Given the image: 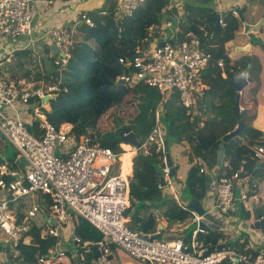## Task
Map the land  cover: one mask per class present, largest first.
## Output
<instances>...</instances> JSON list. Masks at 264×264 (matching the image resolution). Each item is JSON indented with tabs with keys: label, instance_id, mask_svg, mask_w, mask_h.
Returning <instances> with one entry per match:
<instances>
[{
	"label": "built area",
	"instance_id": "2783aa9c",
	"mask_svg": "<svg viewBox=\"0 0 264 264\" xmlns=\"http://www.w3.org/2000/svg\"><path fill=\"white\" fill-rule=\"evenodd\" d=\"M42 1L44 0H0V44L7 39L32 33V10L35 4ZM139 1L115 0L114 14H130ZM80 18L91 24L84 14ZM217 20L221 23L220 18ZM161 29L157 30L160 41L153 43L150 48H138L129 58H117L126 71L115 78L128 85L140 81L144 85L155 87L160 94L158 103L175 93L179 104L186 112L191 113L189 109L195 108L205 87L200 74L211 58L210 48L215 45L213 35L200 24L188 29L182 38L174 33L167 35ZM147 35L153 38L150 27ZM49 40L57 48V57L53 63L57 71H61L67 65L72 31L68 27L52 28ZM159 42H162L161 45H158ZM216 63L221 66L222 60L217 58ZM56 89L54 83L44 81L38 85H34L33 81L16 86L14 81L0 76V134L14 147L22 160L19 165L9 166L0 157V248L2 252L5 251L1 264H14L9 260L18 254L19 244H36L31 241L30 226L34 224L29 218L37 214L38 207L32 204L18 220L14 210L10 211L8 206L9 201L27 196H35L40 202H45L42 196H47L48 213L42 218L45 221V232L39 233V238L43 235L55 237V241L44 252L35 255L36 264H58L64 259L65 249L59 240V229L67 222V228L72 233L73 216L85 219L99 233L97 239L90 242L92 247H89L95 254L88 264H110L109 255L113 247L121 248L143 264H264V233L259 242L251 245L252 254L245 255L220 248L204 253L195 238L196 232L201 231L197 226L188 240H184V235L161 237V231L158 238H152L151 234L154 232L144 233L130 229L124 216L128 176L121 171L120 157L125 152L132 153L133 156L138 151L142 154L151 150L160 151L163 153L161 174L166 177L163 180L170 184L163 151L165 126L160 120L161 112L156 108L158 103L152 111V125L143 141L138 146L128 143L123 148L120 145V150L114 152L99 141L93 129L87 128L77 140L68 133L69 128L64 124L56 127L44 117L40 106L46 101H42V98L54 95L52 91ZM34 97L40 98V102L34 107L31 118L24 120L5 112L17 103L26 104ZM33 120H37V124L31 126ZM31 127L35 130L31 131ZM252 157L261 161L264 146H255ZM116 161L117 170L113 172L111 164ZM198 170L202 171V167ZM237 175V172H233L228 176L218 175L215 178L213 199L214 207L219 213L232 211L236 206L234 182ZM159 186L158 183L157 187ZM173 197L180 208L186 209L176 193ZM247 197L242 192L238 200L244 205ZM251 197L253 202L257 201L256 195ZM189 218L196 225L201 219L191 210ZM48 220H52V224ZM72 241L78 244L80 239L73 234ZM82 244L89 243L84 241Z\"/></svg>",
	"mask_w": 264,
	"mask_h": 264
},
{
	"label": "trees",
	"instance_id": "16d2710c",
	"mask_svg": "<svg viewBox=\"0 0 264 264\" xmlns=\"http://www.w3.org/2000/svg\"><path fill=\"white\" fill-rule=\"evenodd\" d=\"M114 2V0H110ZM166 0H142V2L130 14L115 16L113 8H107L105 12L89 13L91 24L81 22L77 24L72 41L68 47L67 65L56 71L50 59L40 64L36 72L31 74L30 68H25L18 77H30L32 81L44 79L49 83L53 80L57 89L52 97L46 100V105L40 106L41 113L54 126L61 123L70 125L68 133L75 139H79L87 128L94 130L99 141L107 145L112 151L120 150L119 143L122 140V127H127L142 142L152 125L153 109L160 99V94L155 87L144 85L137 81L133 84L121 83L116 80V75L126 71L117 58H129L136 47H143L148 40L146 28L150 24L159 22V11ZM203 8H197V12ZM211 15L214 12L210 13ZM216 16V14H215ZM222 21L224 34L221 39L230 38L236 28V18L226 12ZM191 24V23H190ZM215 33H218L215 31ZM215 45L210 48L211 59L206 67L201 70L200 80L206 85L205 96L202 104L205 111H211V115L204 118L199 124L197 117H191L177 101L175 93L170 94L163 102V112L160 120L165 125V139L169 142L179 143L186 141L189 145L187 158L198 157L205 166L210 167L217 163L219 175L228 176L235 172L239 165L245 172L253 176H263L264 166H256L258 163L252 157V147L264 146L262 131L246 126L240 129L237 135L221 141V137L234 128L236 120L230 110L235 98V86L232 83L240 78L241 70L247 64V56L240 54L228 63L224 49L218 43L215 36ZM31 50L16 51L15 62L5 69L0 68L1 73L7 72L8 78L14 76L17 65L24 62H32ZM21 56L24 58L21 59ZM217 58L222 59V72L220 66L215 63ZM15 65V67H13ZM10 78V79H11ZM36 105L40 98H35ZM120 121L121 125H117ZM37 124V120H34ZM218 149L222 151V157L227 166H221L217 157ZM163 153L151 150L147 154L137 152L132 157L131 174L128 177L127 203L132 208V213L127 215L126 225L137 231L151 232L154 229L155 220L150 216L149 208L154 207L165 218L174 221H184L188 217V210L180 208L171 199L162 196L157 187L158 175L161 173ZM121 171L126 173L125 158L122 155ZM243 160V161H242ZM241 163V164H240ZM11 166V164H9ZM199 164H191L184 178V190L190 196L199 199L202 195V176L198 171ZM239 174H242L241 172ZM129 199V202H128ZM137 205L133 206V203ZM47 201L39 204L40 212L47 214ZM24 204L21 202H9V208L14 210L18 220L23 215ZM253 214L259 218L254 224H258L259 230L264 233V202L253 206ZM249 212L238 205L237 214L242 218H248ZM73 231L80 242L87 239L95 240L99 233L91 224L83 218L73 216ZM44 222L30 226V235L37 242L36 246L19 244L18 254L11 260L14 264H36L35 254L44 252L48 245L54 242L53 237H38V232L43 231ZM189 237L184 236V240ZM220 233L208 229L197 232L196 239L201 242L204 253L218 249ZM244 243H233L227 247L223 242L220 249L235 251L242 254H252L249 247L243 249ZM80 247V245L78 246ZM83 252L82 264L95 253L92 250L79 249ZM10 256V254H8ZM224 261L228 262L227 259Z\"/></svg>",
	"mask_w": 264,
	"mask_h": 264
},
{
	"label": "crops",
	"instance_id": "0c3cea01",
	"mask_svg": "<svg viewBox=\"0 0 264 264\" xmlns=\"http://www.w3.org/2000/svg\"><path fill=\"white\" fill-rule=\"evenodd\" d=\"M141 2L142 0L138 2L137 6H139ZM261 5L264 6V1L262 0H166V2L164 3V5L161 7L159 11L160 13L159 22L157 24H150L146 28L145 38H147L148 43L145 46L141 45L143 47H139V46L136 47L134 51H136V49L138 48H146V49L150 48L153 45V43L160 41V36L158 35L157 30L161 29V27H162L161 30L167 35L174 33L175 36L178 35L180 38H182L183 36H185V33L187 32L188 29H190L194 25L200 24V25H203L207 30L211 32L214 40H215V36L218 37V43H220L221 47L224 49V52L228 58V63H230L233 60V58H236L240 54L246 55L248 58L249 49L247 51L237 49L238 47L242 45L248 44V42L246 43L243 42L242 44L237 45V46L230 45L229 46L230 50L229 52H227V48L225 46V43L227 42L225 40L227 39H223V38L221 39V36H220L221 34H224V28H225L224 23L222 21V17L226 12H229L236 18L237 25L233 31L235 35H244V36H246L247 34L255 35L253 33L254 30H250L247 33H243L242 23L248 21L247 19H245L246 17L254 16L258 12L259 14H261V16L259 18H256V21L259 20L262 17V14L264 12V10L263 12H261L262 9L259 10ZM110 7L112 8L114 7V2H111L110 0H50L49 4H47L44 0L40 3L35 4L32 10L33 12L32 14L33 16L32 17V33L28 36H21V37L14 38V39H7L6 41L0 44V46H3L1 51H4L3 53H0V68H2L3 65H5V67L2 69H5L7 66H12L13 62H15L14 53L16 51H22V50L27 49V50H31L30 54L32 56L31 60L33 63L31 64L29 62H26V63L24 62L22 65H17L19 66L17 68L20 72L25 70V68L28 67L27 65H32L34 67V72H36V70L39 69L40 64L42 63V60L45 61L46 58L50 59L53 67L57 71V68L53 63V60L57 57V48L55 47L56 52H54L52 48L53 43H51L49 40V31L52 28L68 27L71 29L72 36H73L75 33V28L77 24L84 22L80 18V15L84 14L85 16L88 17L89 15L87 14L89 13L105 12L106 9ZM197 8H203V10H199L197 12ZM247 9L250 10L249 13H247L246 16H243L244 12L247 11ZM211 12H214V14L211 15L210 14ZM218 18L221 19V23H218V20H217ZM263 20H264V16L262 17L260 25L255 30L260 28L261 24L263 23ZM149 27L151 28V31L153 32V38L147 35V32L149 31ZM215 31H217L218 33H215ZM23 45H26V46L22 48L21 46ZM14 48H17V49H14ZM11 50L12 52H8ZM23 58L24 57L21 56V59ZM8 61L9 62L11 61V62L8 63ZM248 62L249 61L247 59V64L241 70V74H240V78H241L243 76L242 72L245 70V74H244L245 84L242 86L241 90L238 92L239 94L238 106H239L240 120L243 123V125L253 126L261 130L262 137L264 139V97H263L264 82L261 83L260 81L256 80V76L253 73L250 74L251 66L248 65ZM13 67H15V65ZM3 72L1 74L5 76L6 73L3 74ZM221 74L223 75V72H221ZM15 75L16 74L14 73V76ZM19 75H17V77H12V78L10 77L11 79L9 78L10 80L14 81V84L16 86L21 84L22 82H33L30 79V77H28V75L18 77ZM7 76L8 75H6L5 77ZM43 81L44 79H41L39 81H34V85H38L40 82H43ZM49 83H53V80H49ZM206 88L207 87L205 85L202 91V94L197 101V105L195 106V108L191 107L189 109L191 111V113H189L190 116L197 117L200 120L199 124H201L204 118L212 114L211 111H205L206 108H204V106L202 105L204 104L202 102V99L205 96ZM234 92L236 95V90H234ZM163 102L158 103L157 106L155 105L157 110L161 112V114L164 110ZM35 106H36V102H35V97H34V98H30V100L26 104L17 103L12 109L7 110L5 112L9 116H16V117L26 120V119L31 118V113ZM61 124H64L66 128L70 127L68 123H61ZM33 125H34V120L31 126ZM30 130L34 131L35 129L33 130V128L31 127ZM180 144L183 147L181 156H178V152L176 150L174 143H171L169 147L167 145V151L169 153V157L174 167V171L172 175H169L170 179H172V181H170V184L164 181V184L158 187L160 189L161 195L171 199L175 203L176 201L173 200L174 198L173 194L176 193L178 195L180 202L182 203L184 208H186L188 200L193 197H190L185 192L184 179H182L181 173H178L177 167H179L180 164L187 163V167L183 175L184 176L183 178H185V174L187 172L188 167L192 163L199 164V166L202 167V171H199V170L198 171L199 173L203 174L202 179H201L202 187L200 188V190L202 189V195L197 200L200 203L203 209V212L207 213L205 222L208 225V229L215 230L218 233H220V238L218 239L219 244H223V242L226 244L227 241H230L229 245L226 244L227 247H230L231 246L230 244H233V243H235L236 245L240 243H244L245 245L243 246V249H245L246 247L250 248L253 243L259 242L260 236L262 235L263 232L259 230L258 224L256 225L254 224L255 221L259 220V218H257L256 215L252 213L253 212L252 209L254 205H257L260 202H264V199L262 197V193H263L262 185L260 186V184L264 182V175L260 177H257L256 175L253 176L252 174H248L247 172H245L243 167L239 165V168L235 171L238 173V175L234 182V194H235V197L237 198L236 206L232 211H229L227 213H219L214 207V199H213L214 187H215L214 181H215V178L219 175L218 174L219 165L215 163L214 165L207 167L205 166L202 160L201 161L199 160L198 157H192V159L189 160L187 158V153L189 152L188 143L186 141H181ZM120 145L123 148L128 146L127 143H123V142H121ZM7 147H10L12 149V152H9L8 155L7 153H5L6 151L5 149ZM222 154L223 153L221 149H218L217 157L222 158L221 160H219V162L221 166L226 167L227 162L226 160L223 159ZM133 156H132V153H130L128 156L129 157L128 158L129 167H128V170L126 171V175L128 177L131 174V164H132L131 157ZM172 156L176 162L175 165L172 161ZM0 157L3 158V160L8 165L11 164V166H16L22 163V160L18 157L17 152H15L14 147L1 134H0ZM259 162H263V165L262 166L256 165V166L263 167L264 157L262 158L261 161H258V163ZM240 172L242 174H239ZM175 176H178L179 178L178 183L181 186V192H179L180 188L175 183V180H174ZM163 178H166V177L163 176ZM242 192H244L248 196L247 202L244 205L241 204L238 200V197ZM253 194L256 195L257 197L256 202H253L252 200L251 195ZM42 197L47 201L46 199L47 196H42ZM20 201L24 203V206H25L23 209V214L25 213V210L29 208L32 204H35L38 207V210L36 212L37 214L34 217L29 218L30 222H32L34 225H38L39 222L41 221L43 222L42 218L45 214L40 212L39 204L41 205L42 203L44 204L45 202H40L38 199L36 200L35 196L34 197L27 196L25 198L20 199ZM13 202L15 203L16 201H13ZM47 205H48V201H47ZM238 205H241L244 210H247L249 212L248 218H242L238 216L237 214ZM8 206H9V203H8ZM149 209L152 210L150 216L155 220L154 229L152 231L155 232L159 229L161 231V237L164 236L165 238H169L168 234H171L172 232L176 233V235H184L186 237H189L193 229H195L197 226L195 224L190 229V231L185 234V230L187 229L186 227H188L189 224L191 226V224L193 223V222H190V218H189L190 211L188 212L189 216L186 217L184 221H174V220H169L165 218L164 215L160 212V210L154 207H150ZM9 210L11 211L12 209L10 208ZM125 218L127 219V215H125ZM71 221L73 223L72 219ZM181 223L183 225L182 228L178 225ZM181 229L184 230V232H181ZM206 230H202L199 232H204ZM69 233L73 235L74 231L72 230V233L69 231ZM63 235H62L63 239H59L61 242V245L62 243H65L66 241H68V236L66 234H63ZM86 241L91 242L92 239L91 240L87 239ZM197 242L202 247L201 242L198 240ZM79 243H80V247L75 248L73 251V255L76 256V258H68L66 255V249H65V257L59 264H76L78 261H80V264H82L84 255L82 251L79 252V249L82 248L83 250H85L87 246H91V243L86 246L83 245L82 242H79ZM117 251H121L127 254L129 257H131L128 253H126L121 248H115L112 250V254L109 255L110 264L114 256H116V258L118 257ZM4 254H5V251L3 250L2 252V250H0V264L2 262L1 258L5 256ZM117 264H119L118 261H117Z\"/></svg>",
	"mask_w": 264,
	"mask_h": 264
},
{
	"label": "rangeland",
	"instance_id": "374dc122",
	"mask_svg": "<svg viewBox=\"0 0 264 264\" xmlns=\"http://www.w3.org/2000/svg\"><path fill=\"white\" fill-rule=\"evenodd\" d=\"M263 1V0H262ZM47 4H49V2H47V1H45ZM262 9V11L261 12H263V10H264V6L263 5H261V7H260V9L259 10H261ZM246 10V9H245ZM249 9H247V11H245L244 12V14H243V16H246V14L247 13H249ZM261 16V14H259V12L256 14V15H254V16H248V17H246L245 19H247L248 21H246V22H248V23H250V24H253V23H255L256 22V18H259ZM253 33L255 34V35H253V34H247L246 36H244V35H235L234 33L230 36V38H227V40H225V41H227L226 43H225V46H226V48H227V52H229V50H230V48H229V46L230 45H235V46H237V45H240V44H242L243 42H248V46H249V50H248V53H249V55H248V65L249 66H251L250 67V74L251 73H253L255 76H256V80H258V81H260L261 83H263L264 82V52L262 51V49H261V47H260V40H263V38H264V20H263V23L261 24V26H260V28H258L257 30H254L253 31ZM224 41V42H225ZM223 42V43H224ZM244 43V44H245ZM246 45V44H245ZM2 47L3 46H0V53H3L4 51H1V49H2ZM8 54V53H7ZM4 55H6V54H4ZM1 59H2V57H1ZM11 62V61H10ZM9 61H8V63H10ZM28 66V68H30V70L29 71H31V74H33L34 73V67L32 66V65H27ZM5 67V65H3V67L2 68H4ZM6 73V75H8V73L7 72H3V74H5ZM14 73L16 74V76L17 75H19L21 72L18 70V68L17 69H15V71H14ZM44 105H46V103L44 102ZM165 105V104H164ZM33 106V105H32ZM165 126V125H164ZM172 142H169V145L171 144ZM181 142H179V143H174L175 144V147H176V150H177V152H178V156H181L182 155V151H183V147H182V145L180 144ZM255 146H253L252 148H254ZM6 151H5V153H7V155H8V153L9 152H12V149L10 148V147H7L6 149H5ZM98 161V160H97ZM172 161H173V163H174V165L176 164V162H175V160L173 159V156H172ZM116 163H117V161L115 162V163H113V164H111V171H116L117 170V167H116ZM186 167H187V163H183V164H180L179 165V167H177V169H178V173H181V177H182V179H184L183 177V175H184V172H185V169H186ZM174 180H175V183L179 186V188H180V190H179V192H181V186L179 185V183H178V181H179V178H178V176H175V178H174ZM170 181H172V179H170ZM262 185V190H263V193H262V197H263V199H264V182H262V184H260V186ZM166 192V191H165ZM22 199V198H21ZM16 202H21L20 201V199L19 200H17ZM128 202H129V199H128ZM22 203V202H21ZM24 204V203H23ZM136 206L137 205V202H134L133 203V206ZM130 206V205H129ZM129 206H127L126 207V209H125V211H124V213L125 214H127V215H129V214H131L132 213V208H130ZM42 222V221H41ZM43 222H45L44 220H43ZM181 228H182V223L181 224H178ZM195 225V223L193 222L192 224H191V226H190V224L188 225V227H186L187 229L185 230V234L186 233H188L189 231H190V229L193 227ZM67 226H68V223L66 222V223H64V224H62L61 225V227H60V229H59V233H60V236H59V239H63V234H66L67 236H68V241H66L65 243H62V246L64 247V249H66V255H67V257L68 258H76V256H74L73 255V251H74V249L75 248H77L80 244H73V242H72V234H70L69 233V231H70V229L69 228H67ZM43 233L45 232V226H43ZM181 232H184V230H182L181 229ZM63 235V236H62ZM175 235H176V233H174V232H172L171 234H168V237L169 238H173V237H175ZM229 243H230V241H227V245H229ZM83 245H85V244H83ZM230 245H232V244H230ZM86 246V245H85ZM115 248H117V247H113L112 249H111V251H110V254H112V250L113 249H115ZM90 249V247L89 246H87L86 247V250H89ZM0 250H2V248H0ZM5 250H7L8 251V249H6L5 248ZM73 255V256H72ZM117 255H118V259L116 258V256H114L113 258H112V260H111V264H117V261H118V263L119 264H142V262L140 263V261L138 262V261H136V260H134L133 258H131V257H129L127 254H125V253H123V252H121V251H117ZM76 264H80V261H78Z\"/></svg>",
	"mask_w": 264,
	"mask_h": 264
},
{
	"label": "water",
	"instance_id": "95a60500",
	"mask_svg": "<svg viewBox=\"0 0 264 264\" xmlns=\"http://www.w3.org/2000/svg\"><path fill=\"white\" fill-rule=\"evenodd\" d=\"M263 16H264V12L262 14V17ZM262 17L253 24H250L248 22H243L242 23V32L247 33L250 30H255L260 25ZM161 43L162 42H159L158 45H161ZM260 47H261L262 51L264 52V38H263V40L260 41ZM52 48H53L54 52H56V48L54 45H52ZM237 49L247 51L249 49V46H248V44H246V45H242V46L238 47ZM244 74H245V70L242 72L243 76L239 80L232 82L235 86L236 95H235L234 102L231 105L230 109L234 115V118L236 120V124L232 130L226 132L221 137V141H225V140L231 138L232 136L237 135L239 133L240 129L243 127V123L240 120V113H239V106H238V97H239L238 92L241 90L242 86L245 84ZM118 82H121V81H118ZM52 96L53 95H45L42 98V101H46L48 98H50ZM117 125H121L120 121H117ZM122 131H123L122 139L124 141H126L129 144L135 145V146L139 145V141L136 140L134 134L127 127H122ZM163 151H164V160H165V163L169 169L168 173H169V175H172L173 171H174V167L172 165L171 159L169 157V153L167 151V139L163 140ZM256 165L262 166L263 162H259ZM157 175H158L159 185H163L164 181H163L162 175L159 172H157ZM8 198H9V196H8ZM186 208L190 209L191 211H194L197 215H199L201 217V219L197 223V227L199 229H201V230L208 229V225L205 222V218L207 216V213L203 212V209H202L200 203L198 202V200L196 198H194V197L190 198L187 202ZM49 224H52V220H49ZM151 237L152 238H158L159 233H156V234L152 235ZM222 246H223V244H218L217 247L220 248Z\"/></svg>",
	"mask_w": 264,
	"mask_h": 264
},
{
	"label": "clouds",
	"instance_id": "9594fccd",
	"mask_svg": "<svg viewBox=\"0 0 264 264\" xmlns=\"http://www.w3.org/2000/svg\"><path fill=\"white\" fill-rule=\"evenodd\" d=\"M260 41H261V40H260ZM221 60H222V59H221ZM215 63H216V62H215ZM216 64H217V63H216ZM217 65H218V64H217ZM218 66H219V65H218ZM220 69H221V70H220V73H221V72H222V65L220 66ZM51 95H53V94H51ZM161 122H162V121H161ZM162 123H163V122H162ZM58 126H59V125H58ZM58 126H56V127H58ZM164 139H165V137H164ZM122 140H123V139H122ZM123 143H127V142L123 140ZM139 143H140V142H139ZM127 144H128V143H127ZM118 145H119V148H120V147H121V146H120V143H119ZM252 150H253V148H252ZM257 162H258V161H257ZM199 167H200V166H199ZM198 169H199V168H198ZM159 173H160V172H159ZM160 174H161V173H160ZM163 181H164V180H163ZM158 183H159V182H158ZM42 204H43V203H42ZM44 204H45V203H44ZM47 206H48V205H47ZM47 206H46V208H47ZM127 206H128V203H127ZM186 210H188V209H186ZM189 211H190V210H188V212H189ZM189 215H190V212H189ZM189 215H188V216H189ZM124 216H125V213H124ZM43 219H44V218H43ZM48 223H49V220H48ZM125 223H126V220H125ZM44 224H45V223H44ZM157 231H158V232L151 231V232H144V233H152V232H154L153 234H151V236H152V235H154V234H156V233H159L160 230L158 229ZM201 231H202V230H201ZM141 232H143V231H141ZM39 233H43V231L38 232V237H39ZM159 235H160V233H159ZM45 236H47V235H43L42 237H45ZM98 236H99V235H98ZM47 237H52V236H47ZM31 238H32V237H31ZM53 238H54V241H55V237H53ZM96 239H97V238H96ZM96 239H95V240H96ZM31 241H35L34 238H33ZM85 241H86V240H85ZM92 241H94V240H92ZM92 241H91V242H92ZM82 242H84V241H82ZM29 243H30V242H29ZM35 243H36V244L33 245V246H36V245H37V242H36V241H35ZM88 243L90 244V242H88ZM74 244H75V243H74ZM78 244H80V243H78ZM89 244H86V245H89ZM30 245H32V244H30ZM48 246H49V245H48ZM90 247H92V246H90ZM220 248H221V247H220ZM85 250H86V248H85ZM89 250H92V249H89ZM35 255H36V254H35ZM91 257H92V256H91ZM91 257H90V258H91ZM90 258H89V259H90ZM88 261H89V260H88ZM58 264H59V263H58Z\"/></svg>",
	"mask_w": 264,
	"mask_h": 264
},
{
	"label": "bare ground",
	"instance_id": "6f19581e",
	"mask_svg": "<svg viewBox=\"0 0 264 264\" xmlns=\"http://www.w3.org/2000/svg\"><path fill=\"white\" fill-rule=\"evenodd\" d=\"M127 146V145H126ZM123 156H124V158H125V163H126V167H127V165H128V156H129V153H127V152H125L124 154H123Z\"/></svg>",
	"mask_w": 264,
	"mask_h": 264
}]
</instances>
